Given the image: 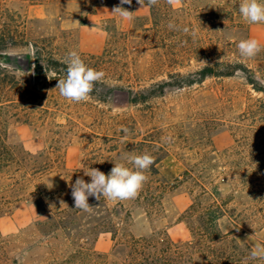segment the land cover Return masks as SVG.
Returning <instances> with one entry per match:
<instances>
[{"label": "rangeland", "instance_id": "1", "mask_svg": "<svg viewBox=\"0 0 264 264\" xmlns=\"http://www.w3.org/2000/svg\"><path fill=\"white\" fill-rule=\"evenodd\" d=\"M60 1L0 0V38L10 44L0 51V67L26 81L29 92L23 96L29 122L10 120L7 140L38 157L13 178L0 176V264H128L134 238L167 233L175 243H186L192 237L181 217L200 186L216 188V199L227 204L219 222L224 234L252 249L264 245V23L242 18L241 0L172 5L158 0L160 23L144 33L149 6L106 0L113 9L135 12L134 19L115 13L100 22L104 32L87 33L82 42L79 27L88 24L84 3L93 0H78L69 10ZM33 5H54V16L31 18L27 12ZM245 39L261 45L254 58L239 54L237 45ZM107 44L105 58L94 59ZM30 45L60 61L76 51L87 66L105 73L101 82L124 90L140 91L170 81L169 75L230 62L246 65L262 91L238 72L168 87L144 104H130L124 90L109 94L101 86L103 101L90 96L76 103L61 96L52 79L45 87L35 86L34 71L24 74L4 65V54L33 55ZM144 153L156 162L135 199L89 197L90 211L75 209L71 185L81 177L91 181L84 171L96 168L107 175L114 163L131 168L123 157ZM39 165L49 171L32 175L30 169Z\"/></svg>", "mask_w": 264, "mask_h": 264}, {"label": "trees", "instance_id": "2", "mask_svg": "<svg viewBox=\"0 0 264 264\" xmlns=\"http://www.w3.org/2000/svg\"><path fill=\"white\" fill-rule=\"evenodd\" d=\"M106 0H93L89 5L85 1L84 6L87 14H94L96 9L105 5ZM151 17L144 24L142 31L149 32L158 26L161 14L156 6H151ZM152 27H147L149 25ZM5 39L0 38V51L8 49ZM35 55H32L35 86L45 87L49 79L58 83V79L65 77L66 64L64 61L53 57H44L42 51L37 47ZM109 52V44L100 56L94 59L100 61ZM15 70V69H14ZM242 72L248 83L258 88V82L253 72L242 63L216 62L202 67L194 74L169 75L170 81H162L152 85L150 88L135 91L133 89L124 90L116 86L107 85L101 81L94 86L93 96L103 101V96L98 92V87H103L109 94H113L117 89L127 93L130 104L138 105L147 103L149 100L163 96L168 87L184 88L195 84L203 83L208 78H228ZM49 74H52L50 77ZM2 75L5 78L2 79ZM8 79V80H7ZM27 82L20 81L15 75L10 74L6 68L0 67V176L15 175L22 171L31 162L37 163V156L25 151L18 146L11 145L7 140V126L10 120L16 119L24 123L29 122L27 114H23L28 107V101L24 95H28ZM13 95H18L14 98ZM105 98V97H104ZM18 109L21 111L18 112ZM41 155H39L40 157ZM28 167V166H27ZM48 165H39L31 168L32 175H43L49 171ZM27 172V171H26ZM13 178V177H11ZM218 192L216 188L210 190L205 186H200V192L194 196L190 207L184 212L181 221L186 222L191 233V241L183 244L175 243L167 233L164 238L141 237L133 239L132 253L128 264H195L196 259H200V264H264V258L251 256L252 248L247 244H240L236 239H231V233L224 234L219 222L228 212L225 203L216 199ZM156 242V243H155ZM165 246V247H164ZM164 247V248H163Z\"/></svg>", "mask_w": 264, "mask_h": 264}, {"label": "clouds", "instance_id": "3", "mask_svg": "<svg viewBox=\"0 0 264 264\" xmlns=\"http://www.w3.org/2000/svg\"><path fill=\"white\" fill-rule=\"evenodd\" d=\"M169 5L177 3L178 0H167ZM132 0H120V4L131 5ZM137 3L143 7L155 6L158 0H137ZM238 11L241 17L248 23H264V2L261 0H241ZM113 13H119L121 19H134L133 13L122 6H116ZM170 29L175 25L170 23ZM32 53L35 55L36 49L33 46ZM239 54L243 58H254L260 51L261 45L256 39H245L239 41L237 45ZM66 64V74L62 79H58L56 88L66 100L71 102H86L90 98V94L94 90L97 82L101 81L105 73L95 70L87 66L76 51L68 53ZM35 65H33V68ZM122 131L127 134L128 129L123 128ZM132 167L126 166L125 163H114V167L109 174H105L99 169L88 168L84 171V175L91 178L90 182H86L82 177L77 178L75 183L71 185L72 196L74 199L75 209L88 212L91 206L88 203L89 197L96 200L106 198L113 201H125L135 199L148 177L145 172L150 170L155 164V158L148 153L142 155H127L123 157ZM63 204V202H61ZM253 258H264V245H256L251 252Z\"/></svg>", "mask_w": 264, "mask_h": 264}, {"label": "crops", "instance_id": "4", "mask_svg": "<svg viewBox=\"0 0 264 264\" xmlns=\"http://www.w3.org/2000/svg\"><path fill=\"white\" fill-rule=\"evenodd\" d=\"M60 3L64 9L69 10V6L78 4V0H61ZM79 7L75 10H70L72 12L80 11ZM54 8V5H33L29 8L27 13L31 18L44 19L54 16ZM113 17H115V13H113V7L110 5L100 6L97 8V11L94 14H89L86 18L88 24H82L79 27L82 42L85 41L87 33H92L94 31L104 32L102 29L99 28L100 22L102 20L112 19Z\"/></svg>", "mask_w": 264, "mask_h": 264}, {"label": "water", "instance_id": "5", "mask_svg": "<svg viewBox=\"0 0 264 264\" xmlns=\"http://www.w3.org/2000/svg\"><path fill=\"white\" fill-rule=\"evenodd\" d=\"M4 65L22 71L24 74H30L33 71L32 54H4L2 57Z\"/></svg>", "mask_w": 264, "mask_h": 264}]
</instances>
